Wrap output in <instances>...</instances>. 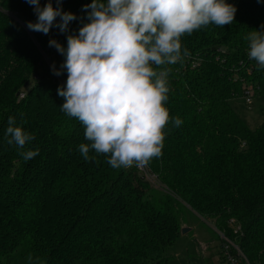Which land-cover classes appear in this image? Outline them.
<instances>
[{
  "label": "trees",
  "instance_id": "1",
  "mask_svg": "<svg viewBox=\"0 0 264 264\" xmlns=\"http://www.w3.org/2000/svg\"><path fill=\"white\" fill-rule=\"evenodd\" d=\"M227 2L237 8L231 25L185 33L188 55L162 66L169 122L161 155L147 165L154 185L134 163L111 167L110 154L90 151L94 159L85 160V127L60 109V84L42 52L51 60L49 40L60 34L67 46L91 0H63L77 20L51 37L27 28L36 15L25 0H0V264H168L184 206L264 264V121L251 129L230 105L248 87L264 97V69L245 39L264 25V0ZM10 116L35 137L23 149L7 142ZM27 150L39 154L26 161Z\"/></svg>",
  "mask_w": 264,
  "mask_h": 264
},
{
  "label": "clouds",
  "instance_id": "2",
  "mask_svg": "<svg viewBox=\"0 0 264 264\" xmlns=\"http://www.w3.org/2000/svg\"><path fill=\"white\" fill-rule=\"evenodd\" d=\"M25 2L36 15L35 22H26L31 31L47 35L55 27L68 33L70 22L77 20L74 13L62 9L63 0H55V7L53 0L43 6L41 0ZM82 11L87 16L81 18L78 34L67 35L66 47L49 40V47L64 57L59 69L53 63V74L67 72L64 85L57 89L64 100L60 109L85 127L88 143L78 146L85 160L94 159L89 156L94 151L110 154L107 163L116 169L134 162L137 168L145 167L161 155L169 122L164 106L168 70L162 66L188 55L181 44L185 33L210 23L231 25L237 8L227 0H91ZM245 39L249 59L256 62L257 70L264 69V25L252 29ZM182 123L178 117L172 120L174 127ZM5 136L17 149L35 139L11 116ZM38 154V150L20 152L26 161Z\"/></svg>",
  "mask_w": 264,
  "mask_h": 264
},
{
  "label": "rangeland",
  "instance_id": "3",
  "mask_svg": "<svg viewBox=\"0 0 264 264\" xmlns=\"http://www.w3.org/2000/svg\"><path fill=\"white\" fill-rule=\"evenodd\" d=\"M52 36V32L48 33ZM60 34L56 40L62 45L64 41ZM44 60L48 63L51 71L55 63L57 69L63 62L60 53L54 48V57L42 52ZM53 72V71H52ZM66 81L67 72L60 75ZM247 89H251L248 87ZM230 105L243 122L251 129L264 121L261 108L264 107V97L255 93L250 96V102L246 103L244 95L230 100ZM179 233L173 244L166 250L168 264H220L219 250L222 239L218 230L209 219H204L184 206L178 211Z\"/></svg>",
  "mask_w": 264,
  "mask_h": 264
},
{
  "label": "built area",
  "instance_id": "4",
  "mask_svg": "<svg viewBox=\"0 0 264 264\" xmlns=\"http://www.w3.org/2000/svg\"><path fill=\"white\" fill-rule=\"evenodd\" d=\"M53 74V72H52ZM54 78L58 81L60 86L64 85L65 80L61 78V76L54 75ZM253 94L252 89H246L244 92V98L245 102H250V96ZM23 94H20V97H22ZM135 165V162H134ZM136 167V166H135ZM137 171L139 174L146 179L148 182L157 185L158 179L157 176L152 173L147 166L142 168H137ZM229 225L233 227V232L236 233L238 231V227L233 224V221L230 220ZM218 233L222 239V243L220 246V254H219V263L220 264H252L240 246L238 245V242L236 239H231L227 236V234L224 231L218 230Z\"/></svg>",
  "mask_w": 264,
  "mask_h": 264
}]
</instances>
